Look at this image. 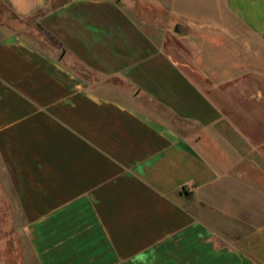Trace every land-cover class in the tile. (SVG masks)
Segmentation results:
<instances>
[{
	"label": "crops",
	"instance_id": "1",
	"mask_svg": "<svg viewBox=\"0 0 264 264\" xmlns=\"http://www.w3.org/2000/svg\"><path fill=\"white\" fill-rule=\"evenodd\" d=\"M58 1L0 0L59 43L0 31V264H264L212 220L264 213V0Z\"/></svg>",
	"mask_w": 264,
	"mask_h": 264
},
{
	"label": "rangeland",
	"instance_id": "2",
	"mask_svg": "<svg viewBox=\"0 0 264 264\" xmlns=\"http://www.w3.org/2000/svg\"><path fill=\"white\" fill-rule=\"evenodd\" d=\"M60 0L55 2V5L60 4ZM5 29V38H8L12 32H17L24 35L29 41L33 44L38 45L42 48L47 47H57L59 43L49 35L37 21L33 19L29 20H19L17 19L12 12L8 9L7 6L0 3V31ZM0 38L2 36L0 35ZM261 212H244V213H231V215L222 214V217H214V223L217 228H219L223 234L218 235L217 239L220 243L231 244L234 246H239L238 243L243 237L242 235L250 230L249 222L256 221L259 216L263 215ZM234 215H237L236 218ZM232 216V217H231ZM243 219V220H242ZM14 262V260H13ZM11 264H14V263Z\"/></svg>",
	"mask_w": 264,
	"mask_h": 264
}]
</instances>
